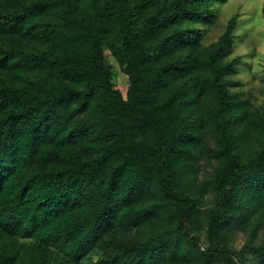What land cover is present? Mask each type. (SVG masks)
<instances>
[{
    "label": "trees",
    "instance_id": "1",
    "mask_svg": "<svg viewBox=\"0 0 264 264\" xmlns=\"http://www.w3.org/2000/svg\"><path fill=\"white\" fill-rule=\"evenodd\" d=\"M227 1L0 0V264H245L248 249L264 264L253 239L264 109L259 147L244 151L254 121L230 89L239 58L228 59L238 17L202 43L213 4ZM105 46L128 76L125 96ZM206 153L221 164L202 211L195 190L180 192ZM159 216L175 224L127 232ZM253 218L250 242L230 248Z\"/></svg>",
    "mask_w": 264,
    "mask_h": 264
},
{
    "label": "rangeland",
    "instance_id": "2",
    "mask_svg": "<svg viewBox=\"0 0 264 264\" xmlns=\"http://www.w3.org/2000/svg\"><path fill=\"white\" fill-rule=\"evenodd\" d=\"M213 7L216 13V22L207 28L202 27L204 30L202 43L205 47H209L218 40L232 16L236 15L238 17L234 45L228 59L239 58V61H237L236 72L230 77L236 84L231 86L230 89L246 103L247 117L250 118V122H252V119L254 121V124L250 123L251 127L247 131L246 143L243 146L244 151H254L259 147V130L255 125V120L258 113L264 109V0H228L224 3L215 2ZM104 51L105 62L112 70V82L115 88L125 96L129 86L128 76L110 49L105 46ZM206 140L208 146H216L214 136L208 131L206 132ZM220 164V159L211 156L209 153L203 154L196 162L194 166L196 170L194 171V176L192 175L193 177H191L198 187L192 186L194 181L190 180L192 183L190 181L188 183L189 191L180 192L178 190L180 193L184 192V194L190 195H192L191 191L195 190L201 199L200 208L202 211L215 205L216 191L211 180L216 167ZM200 215L201 218L196 225L195 231L205 242L206 228L202 221L204 213ZM253 223H255V218L231 234L228 246L238 251L249 243ZM173 224L175 222L168 220L167 217L159 216L150 220L140 229H130L127 232L130 235H138L143 238L154 230ZM253 239L255 244L264 245V220ZM202 246L204 247V245ZM246 257L245 264H261V259L256 258L252 254L251 249L246 252ZM184 261L182 264H205L204 260L185 263ZM209 264H241V260L236 255H233L232 261L217 259Z\"/></svg>",
    "mask_w": 264,
    "mask_h": 264
}]
</instances>
